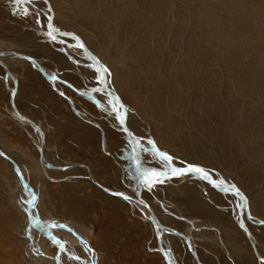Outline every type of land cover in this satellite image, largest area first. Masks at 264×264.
I'll list each match as a JSON object with an SVG mask.
<instances>
[{"label": "rangeland", "instance_id": "rangeland-1", "mask_svg": "<svg viewBox=\"0 0 264 264\" xmlns=\"http://www.w3.org/2000/svg\"><path fill=\"white\" fill-rule=\"evenodd\" d=\"M47 6L43 0H30L26 5L0 0V220L6 216L14 242L9 246L0 243V253L6 261L22 252L33 264H240L223 235L224 221L232 219L243 234L245 252L248 253L249 247L254 261L264 264V256L255 253L257 241L244 226L242 201L234 194L221 192L225 195L224 221L217 222L196 212L181 194L155 195L144 188L143 184L147 183L136 175L135 137L142 145L136 146L135 153L139 157L140 151L144 159L142 163L140 157L141 166L150 172L163 173L169 184L185 183L197 178L198 173L169 177L175 163L188 162L159 146L150 130L137 132L134 142L128 140L124 128L115 119L116 113L109 104L112 99L100 82L101 74L94 64L76 53L79 44L62 33L54 32V41L48 38L47 32L53 30ZM56 22L53 21V27H60ZM49 50L64 55L67 62H61ZM14 52L30 56L36 62L22 59ZM5 56L9 57L8 62L2 59ZM88 72L94 75L89 78ZM95 88L101 91H93ZM100 96L106 99L99 103ZM120 105L126 123L130 107L124 101L116 104ZM1 141L11 149L18 163L6 154ZM159 153L169 155L171 164L161 160ZM204 168L219 183L223 182L220 186H235L239 192L247 191L249 196L262 187L257 182L244 185L234 179L225 180L222 171L210 166ZM19 171L24 183L17 179ZM66 182L80 183L83 196L96 195V206L84 205L88 213L85 220L77 222L69 214L71 199L64 193ZM110 196L121 202L112 203L107 199ZM153 204L159 219L150 210ZM42 214L60 231L55 232L61 238L59 242L42 229ZM249 221L264 226V221ZM31 224L37 226L36 236ZM102 231L109 249L95 245ZM34 237L42 241L46 237L55 243L44 241L48 246H42L41 241L35 243ZM71 249L77 252L74 256Z\"/></svg>", "mask_w": 264, "mask_h": 264}, {"label": "bare ground", "instance_id": "bare-ground-1", "mask_svg": "<svg viewBox=\"0 0 264 264\" xmlns=\"http://www.w3.org/2000/svg\"><path fill=\"white\" fill-rule=\"evenodd\" d=\"M48 1L53 21L60 24L56 29L78 34L81 40L75 41L84 43L92 56L84 47L76 48V53L92 64L93 59L100 61L102 65L96 69L101 77L103 72L106 74L101 84L106 82L109 90L129 105L126 124L133 138L137 132L150 130L159 146L188 162L175 163L173 167L195 165L205 170V166H210L222 171L225 180L234 179L244 185L262 184L251 196L247 191H240L248 196L247 203H241L242 218L247 222L243 220L244 226L257 241V250L261 246L258 256L262 258L264 226H255L249 220L264 221V0ZM49 53L67 62L64 55L54 50ZM2 59L9 61L8 56ZM101 68L106 71H100ZM88 74L89 78L94 75ZM101 98L97 102L106 99ZM1 146L18 163L7 144L1 141ZM134 146L137 153L136 143ZM139 155L135 154L136 175L144 181L151 172L141 166L140 157L142 163L144 159L140 151ZM207 173L208 179L221 184L218 178ZM16 175L17 179L22 176L20 171ZM164 177L162 183H155L152 188L145 181L147 184L143 186L155 195L181 194L196 212L217 222L224 221L225 195L197 179L200 174L178 185L169 184L166 182L169 178ZM17 185L21 191L20 183ZM64 186L65 195L71 199L69 214L80 222L88 214L84 205L96 206V195L83 196L80 183L66 182ZM107 199L114 204L121 202L113 196ZM150 210L159 219L155 204ZM43 215L42 229L59 242L61 238L55 232L60 231ZM11 227L3 215L1 244L14 243ZM36 227L33 235L39 234ZM27 229L24 232L28 233ZM223 235L240 264H257L249 247L248 253L245 252L243 234L232 219L224 221ZM33 239L36 244L41 241L42 246L55 243L46 237L43 241ZM95 245L109 249L104 231L95 239ZM71 251L72 256L77 253L75 249ZM6 259L0 253V264H33L22 252L14 256V261Z\"/></svg>", "mask_w": 264, "mask_h": 264}, {"label": "snow or ice", "instance_id": "snow-or-ice-1", "mask_svg": "<svg viewBox=\"0 0 264 264\" xmlns=\"http://www.w3.org/2000/svg\"><path fill=\"white\" fill-rule=\"evenodd\" d=\"M12 3L15 5H26L29 3V0H12ZM24 14L25 15L28 14L27 10H25ZM54 31H58V30H54ZM54 31H49L47 33L49 38L53 41L56 39V36L54 35ZM65 35H67V34H65ZM79 47L82 48L83 45L81 44V45H79ZM100 71H106V69L101 68ZM100 82L101 83L103 82V77H100ZM93 91L99 92V91H101V89L95 88V89H93ZM109 104L112 105V111H114L116 113L115 119L119 122L120 126L123 128V125L125 123L124 115H123V105H120L119 107H117L116 103L113 100H109ZM123 130L127 131L126 128H124ZM135 143L138 147L142 146V145H140L139 140H136ZM148 143L151 144L153 142L149 141ZM159 158L161 160L165 161L166 163L171 164L172 158L169 155H167L166 153H159ZM171 172H172V175H174V176L186 175L189 173H198L201 175V177L203 179L209 178L208 173L204 169L197 167L195 165H189L187 168H174L173 167V168H171ZM162 176H163V173H158L155 170H153L150 174H148L145 177L146 181L148 183V187L152 188L155 183H162L163 182V180L161 179ZM221 183H223V182H221ZM225 190L227 191V189H225ZM232 190L235 192L236 195H240L239 190L236 189L235 186H232ZM117 195H122V194H117Z\"/></svg>", "mask_w": 264, "mask_h": 264}, {"label": "water", "instance_id": "water-1", "mask_svg": "<svg viewBox=\"0 0 264 264\" xmlns=\"http://www.w3.org/2000/svg\"><path fill=\"white\" fill-rule=\"evenodd\" d=\"M29 1H30V0H29ZM44 1H45L48 5H50V3H49L48 0H44ZM53 18H54L53 12H52V10H50L49 22H50V24H51L52 30L54 31V30H58V29H56V28L53 27ZM54 32H55V33H62L63 35L67 34V35H66L67 37L74 38V39H77V40H81L80 37H79L77 34L73 33V32H66V31H61V30L54 31ZM78 42H79V41H78ZM78 42H77V44H79V45L82 44L83 47L85 48L87 54L90 55V56H92V53L88 50V48L86 47V45H85L84 43H81V42L78 43ZM70 44H72V43H70ZM79 45H78V46H79ZM12 54L17 55L18 57H20V58H22V59H28V60H31V61L36 62L35 59H33L32 57L27 56V55H22V54H20V53H18V52H14V53H12ZM93 63H94V65L97 66V67H98L99 65H102L101 62L98 61L97 59H93ZM103 73H104L103 75H104V81H105V80H106V74H105V72H103ZM47 76H48V75H47ZM102 86H103V89L106 91V93L110 96V99H112L116 104H120V103L122 102L121 99H120V97H118V96H116V95H114V94L111 93V91H110L109 88L107 87L106 83H103ZM117 98H118V99H117ZM123 128H126V129H127V131H125V132L127 133L128 140H130V142H132V141H133V136H132V133L130 132V130L128 129V127L126 126V123H124ZM131 147H132V150H133V145H131ZM134 158H135V153H134ZM187 167H188V166H187ZM187 167H184V168H187ZM141 172H142V170L139 168V173H140V175H141ZM168 176H169V177H172V176H174V175H172V173H171V174L168 175ZM177 176H178V175H177ZM200 179H201L202 181L208 183L209 185H211V186H212L214 189H216L218 192H224V193H228V194H234V195H236L235 192L232 190V187H230V188H226V189H227V191H226V190H225V187L220 186V185H217L216 183L212 182L210 179H203L202 177H200ZM19 180H20L22 183H24V180H23V178H22L21 175L19 176ZM142 180H143V179H142ZM144 181L147 182L146 180H144ZM239 193H240V192H239ZM236 197H238V198L242 201V203H247V197H246L245 195H242V194L240 193V195H236ZM249 233H250V232L248 231V234H249ZM254 249H255V253L258 255V252H257L256 247H254Z\"/></svg>", "mask_w": 264, "mask_h": 264}]
</instances>
